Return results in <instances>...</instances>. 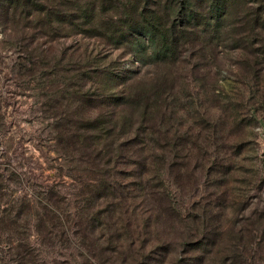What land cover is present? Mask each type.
<instances>
[{"label":"trees","instance_id":"trees-1","mask_svg":"<svg viewBox=\"0 0 264 264\" xmlns=\"http://www.w3.org/2000/svg\"><path fill=\"white\" fill-rule=\"evenodd\" d=\"M0 15L20 34L34 30V41L81 35L74 52L64 54L74 59V75L60 67L62 61L53 63L61 83L47 97L53 102L56 149L75 164L72 208L62 207L69 199L53 190L43 196L11 197L1 175L0 264H139L140 255L156 246L153 237H143L157 230V221L153 213L147 216L136 209H158L163 198L172 222L188 218L176 211L167 188L153 184L159 165L167 164V151L162 163H156L157 112L166 133L175 118L172 102L175 96L180 100L187 79L172 77L166 67L184 65V55L190 54L199 62L195 74L207 67L206 52L219 46L251 49L264 38V0H0ZM101 43L112 50H101ZM36 50H26L31 54L32 67L26 69L30 75L39 67ZM114 50L121 52L119 58L110 57ZM213 91L207 88L206 94ZM96 106L104 108L98 111ZM215 123L207 115L200 123L205 134H188L191 150L213 146ZM173 134L171 139L178 140L179 130ZM11 174L8 180L20 181L19 173ZM129 177L136 180L134 185L127 182ZM139 192L144 203L137 199L142 198ZM255 210L252 244L264 251V209ZM97 232L101 237L96 238ZM167 238L151 254L164 252L169 262L179 250L176 244L185 243ZM186 244L200 248L197 242ZM194 264L204 263L197 258Z\"/></svg>","mask_w":264,"mask_h":264},{"label":"rangeland","instance_id":"rangeland-1","mask_svg":"<svg viewBox=\"0 0 264 264\" xmlns=\"http://www.w3.org/2000/svg\"><path fill=\"white\" fill-rule=\"evenodd\" d=\"M3 21L5 18L0 15V176H5L6 192L11 197L15 194L43 196L53 190L62 199H69L62 207L71 209L70 197L77 193L71 177L75 164L66 161L63 151L56 149L53 102L47 97L61 83L53 74V63L62 61L60 67L68 75H74V59L65 58L64 54L74 52L81 35L74 33L71 39L51 35L34 41V30L20 34L12 26L13 22ZM111 48L101 43V50L111 51ZM26 50H36L33 56L39 67L34 75L26 71L32 67L31 54ZM114 51L117 52H112L110 57L119 58L121 52ZM206 53L207 67L195 74L192 70L199 62L190 54L184 55V65L166 67L172 77L186 76L187 79L183 96H179L180 100L175 96L172 102L170 112L175 118L166 133L162 131L161 116L157 112L156 163H162L167 151V164L159 165L157 182L153 184L158 189L167 188L176 211L188 218L181 223L172 222L165 213L168 204L163 198L158 200V209H150L149 205L136 209L137 213L147 216L153 213L157 221V230L143 237L145 241L153 237L156 246L146 249V255H140L139 264H149V261L175 264L178 259L194 264L197 258L204 264H233L234 261L264 264V251L252 244L251 237L254 226L251 216L255 209H264V38L251 49L219 46L215 52ZM126 59L129 58L126 56L124 62ZM132 66L131 63L129 67ZM144 69L145 73L152 72V68ZM207 88L214 89L212 95L206 94ZM158 100L154 99L153 104ZM96 108L100 111L104 107ZM207 115L216 122L215 143L209 148L202 146L204 151L191 150L187 145L188 134H205L200 123ZM175 130L181 136L178 140L171 139ZM228 169L230 172L226 174ZM14 171L20 175L19 182L7 179ZM134 181L133 177L127 180L132 184ZM158 189L155 191L162 197ZM141 195L137 199L144 203ZM96 234V238L101 237L100 233ZM167 236L185 243L176 244L179 250L169 262L163 259L164 252L151 254L160 249ZM188 242H197L200 248L192 249ZM153 257L157 260H152Z\"/></svg>","mask_w":264,"mask_h":264}]
</instances>
